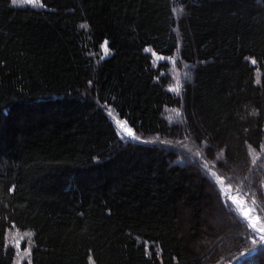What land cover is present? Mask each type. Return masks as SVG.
<instances>
[{"label":"trees","instance_id":"1","mask_svg":"<svg viewBox=\"0 0 264 264\" xmlns=\"http://www.w3.org/2000/svg\"><path fill=\"white\" fill-rule=\"evenodd\" d=\"M261 226L259 0H0V264H264Z\"/></svg>","mask_w":264,"mask_h":264},{"label":"snow or ice","instance_id":"2","mask_svg":"<svg viewBox=\"0 0 264 264\" xmlns=\"http://www.w3.org/2000/svg\"><path fill=\"white\" fill-rule=\"evenodd\" d=\"M20 2V0H11V3L13 5H16ZM26 3H33L34 0H24ZM259 2L264 5V0H259ZM104 52L105 54L108 53V48H107V41H105L104 45ZM255 61H253L254 63ZM173 92H178L179 88H173L171 89ZM109 116H111V111L108 113ZM179 115V112L177 113ZM116 126L118 127L117 135L120 137L121 141L125 144L127 143H132V142H147V141H142L139 136L135 134L133 129L131 127L126 126V121H121V120H116L115 121ZM245 215L247 216L248 213L246 212ZM250 227L254 230H257V223L256 221H252ZM260 232L264 233V226L258 229ZM260 239L264 241V235H261ZM256 241L253 240V244H255ZM256 249H250L248 255H251L252 252H255Z\"/></svg>","mask_w":264,"mask_h":264},{"label":"rangeland","instance_id":"3","mask_svg":"<svg viewBox=\"0 0 264 264\" xmlns=\"http://www.w3.org/2000/svg\"><path fill=\"white\" fill-rule=\"evenodd\" d=\"M19 3H25V2H24V0H20ZM116 120H119V119H115V121ZM121 121H123V120H121ZM215 179H216L217 183L221 186V188L223 190L225 189V191H226L227 190L226 188H228V187L224 186V184L222 183V178L216 177ZM242 211L244 214L246 212L248 213L247 216L251 222L257 220L256 215L250 211V209L248 208V206L246 204H244V206L242 207ZM205 223H206V225L212 226L213 228L220 230V231H228L230 228L228 226L227 222L221 216L220 212L215 208H212L211 210H209V212L207 214H205Z\"/></svg>","mask_w":264,"mask_h":264},{"label":"water","instance_id":"4","mask_svg":"<svg viewBox=\"0 0 264 264\" xmlns=\"http://www.w3.org/2000/svg\"><path fill=\"white\" fill-rule=\"evenodd\" d=\"M263 242H264V241H262V243H263ZM255 252H256V251H255ZM252 253H254V252H252ZM252 253H251V254H252Z\"/></svg>","mask_w":264,"mask_h":264}]
</instances>
